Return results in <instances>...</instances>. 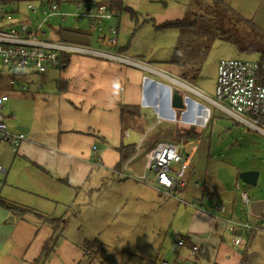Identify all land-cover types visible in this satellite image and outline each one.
Returning <instances> with one entry per match:
<instances>
[{"label":"crops","instance_id":"crops-1","mask_svg":"<svg viewBox=\"0 0 264 264\" xmlns=\"http://www.w3.org/2000/svg\"><path fill=\"white\" fill-rule=\"evenodd\" d=\"M0 1H3L6 10L12 13L15 22H29L35 26L40 16L29 11L28 3L32 2L38 7H44L50 0ZM215 1L240 16L245 22L252 23L254 17L250 19L242 13L238 14L222 0ZM78 2L120 4L124 11L117 22L119 40L114 49L123 57L148 66L172 79L182 80L185 83L196 81L181 79L178 67L170 64L179 37L178 31L155 29L158 23L155 18H152L154 14L161 13L158 5L170 8L173 3V8L180 5L179 14L183 18L171 17L159 24L183 20L192 0H63L59 3L61 12L73 11V4ZM126 11H129L133 17H141V21L137 22V27L147 26L146 30H143L145 31L144 36L148 38L146 41L143 37L131 38V40L127 35L121 34L122 15ZM66 20L62 22L58 17L50 18L47 25L49 28L47 37L54 41L67 40L75 43H90V46H95L94 38L87 36L88 25L86 23L73 21L72 27L66 28ZM255 23H252L255 29L257 26L256 30L264 36V19L257 20L256 16ZM126 34L129 35V33ZM164 50H172L171 57L167 61L163 60L166 58L160 57L159 54ZM244 55L250 56L251 54ZM161 65H167L168 70L162 69ZM53 72L60 73L56 94L62 100L63 118L56 123L51 121L46 124V121L44 125L41 123L32 125L25 121L17 129L15 128L17 131L19 127L28 130L24 132L26 141L22 143L20 152L15 153L10 168L4 167L7 169V174L0 188V264H35L54 236L57 237V241L52 256L45 264H80L85 253L89 254L86 248L92 247L95 243L87 242L84 236H80L77 240L63 237L62 234L66 233L67 226L62 230L61 227L56 228V221L77 216L82 212V207L92 204L94 199H99V188L108 182L109 177H116L118 182L124 183L127 180H133L136 182V187L151 191L153 195L140 191L135 194L134 199L139 200L143 206L149 205L148 203L152 204L153 200H156L157 202L164 201L163 205L167 209L172 207L171 201H168L171 199L177 201L178 204L187 207L189 205L191 209L193 208L192 212L187 213L185 212L187 208L177 206V210L171 214V222L167 229L170 227L171 230L181 234L184 245L179 248L184 249L185 252L177 258L173 256L166 261L163 260L161 264H186V262L212 264L221 248L224 247L236 255L235 251L238 248L233 246L230 240L223 247L221 234L227 231L228 225L239 224L243 221L236 215L235 202H233L231 192L224 187L225 182L220 180V174H218L219 178L207 174L203 180V186H200L195 180V166L192 165L191 159L189 184L185 190L174 197L165 195L164 191L157 189L154 184L144 185L129 177V173L139 175L134 173L130 167L140 157L144 158L145 152L156 144V141L151 142V137H154L153 133L160 125L164 122H181V124L187 122L186 118L178 120L177 111L172 106L170 91L176 88L180 92L179 88L158 73H149L143 68L99 57L64 54L61 66L50 70L47 74ZM45 75L39 79L43 86L42 90L34 86L33 92L20 93L19 97L32 101H36L35 98L41 96V93H43L42 97H48L51 93L44 91L46 79L43 80V78ZM144 76H147V81H144ZM161 85H166V87H161ZM26 95L30 96L22 97ZM10 103L8 108L12 113ZM127 106L136 107V109L124 112L123 108ZM156 106L164 111L172 107L176 113L172 116L175 120L164 121L163 116H159L161 112L156 109ZM135 111L138 113L135 114ZM154 117H156L155 122L151 120ZM201 118L204 120L206 117ZM201 118L196 121L197 124H202ZM129 129L134 131L135 137L132 141H127L132 135ZM149 129L153 131L149 133ZM128 145L135 146V153L129 157V160L122 162L120 148L128 147ZM94 147L97 148L96 151L93 150ZM145 161L146 158H144V165ZM129 191L123 189L121 195L123 197L132 196L131 192L125 195ZM198 193H201L202 197ZM180 195H185L187 200L200 197L198 201L201 205L189 203L180 198ZM214 196L217 200L215 202L212 201ZM195 204H198L197 208ZM219 205L225 206L226 210L223 214H219L216 210ZM254 210L257 214L261 212L260 207ZM179 212L181 213L179 218L182 221H180L181 225L176 226ZM163 214L166 217V211ZM257 216L260 217V215ZM238 233L239 237L246 234L240 229ZM254 236L249 244L254 240ZM199 244L209 249L206 256L192 255L191 248ZM100 245L102 246L101 243ZM243 252L238 251L236 255L238 258L233 261L225 258V260L220 259L218 264H240L244 260L249 262L253 254L247 256L246 251L244 256Z\"/></svg>","mask_w":264,"mask_h":264},{"label":"rangeland","instance_id":"rangeland-1","mask_svg":"<svg viewBox=\"0 0 264 264\" xmlns=\"http://www.w3.org/2000/svg\"><path fill=\"white\" fill-rule=\"evenodd\" d=\"M222 1L237 11L238 14L242 13V15L250 19L254 17L253 24L256 22V16L257 20L264 19V0ZM172 6L173 3L170 8L158 5L161 13L154 14L152 18H155L158 24L165 22L163 20L171 19V17L175 19L183 18L179 14L181 12L180 5L174 8ZM128 12L126 11L122 15L121 34L123 36L127 35L130 39L143 37L146 41L148 38L144 36L143 33L145 31L143 30L147 26H144V28L137 27V22L138 20L141 21V17H133ZM72 24L73 20L68 18L65 27L70 28ZM126 33H129V35ZM97 37V33H94V42H96ZM212 48L205 59L201 74L196 77V81L186 83L192 84L202 94L215 98L216 76L220 60H233L234 58L249 61L259 60L258 55L246 56L223 40L218 39ZM171 51H162L159 53L160 57L163 56L166 58L163 60L167 61L171 57ZM161 68L168 70L167 65H161ZM59 77V72L49 73V75L46 74L44 76L43 80L46 79L44 91L51 93L48 97H42L43 93H41V96L35 98L36 101H32L31 99L20 98V93L13 94V97L10 98L12 113L9 112L14 115L16 118L14 121L16 122H11V129H17L25 121L32 125L43 124L46 121V124L51 121L54 123L61 121L64 113L63 110L61 111L62 100L56 94ZM181 91L198 101L201 105L208 106L212 111L211 118L205 124L204 129L202 127H193L197 132H202L204 138L200 141L178 139L177 129L187 130L190 129L189 126L181 124V122H164L153 133L154 137H151V142L156 141L155 143H157L159 140H170L174 143H181L184 153L189 157L191 156L192 165L195 166V180L199 182L200 186H203V180L207 174L216 177L220 174V180L225 182L224 187L231 192L233 202H235L236 215L243 222L249 221L254 228L252 232H254L255 236L251 244L248 245L249 237L246 234L240 235L242 244L236 249V255L240 250L247 251V256L253 254L247 264H264V137L233 121L225 113L213 108L192 93H188L183 89ZM176 111L177 118L180 121L181 110ZM205 117L203 116V119ZM151 120L155 122L156 117L151 118ZM129 132L132 135L127 141H132L135 137L134 131L130 130ZM15 155L9 146L0 143V164L3 167L10 168ZM143 165L144 158L140 157L130 168L134 173L141 175ZM176 167V164L172 166L173 169H176ZM248 171L259 172V178L255 186H250L239 178L240 173ZM118 181L116 177H109L108 182L99 188V199H94L92 204L82 207V212L75 216L76 218L70 216L66 221L67 228L66 233L64 234L63 232L62 234L63 237L69 240H77L80 236H84L87 242L95 243L92 247L86 248L89 254L85 253V257L80 264H152L153 262L161 264L163 260L166 261L173 256L177 258L178 255H182L185 250L178 246V240L182 237L181 234L178 231L171 230L170 227L167 229V227L171 222V214L177 210V206L187 208L185 211L187 213L189 211L192 212L193 208L191 209L189 205L187 207L178 204L177 201L171 199L168 201H171L172 207L167 209L163 205L164 201L157 202L153 200L152 204L148 203L149 205L143 206L139 200L134 199L135 194L139 193V191L152 195L153 193L146 188L136 187V182L133 180H127L126 183ZM121 184L126 185L123 186ZM236 184H239L241 190L247 192L251 202L250 205L246 206L241 202V190H237ZM123 189L130 190L125 195L131 192L132 196L123 197L121 195ZM199 195L202 197L201 193ZM214 197L212 199L213 202L217 201L216 196ZM180 198L189 203L193 202L201 205L198 201L200 197L187 200L185 195H180ZM256 207L261 209L259 214L254 210ZM164 211H166V217H164ZM257 215H260V217ZM179 216H181L180 212L177 216L176 226L181 225L180 221L182 220ZM221 235L224 247L231 237L228 231H224ZM99 243L102 246H99ZM236 255L225 247L221 248L218 257L214 262L212 261V264H218L220 259L225 260V258L233 261L238 258ZM240 260L242 261V256Z\"/></svg>","mask_w":264,"mask_h":264},{"label":"built area","instance_id":"built-area-1","mask_svg":"<svg viewBox=\"0 0 264 264\" xmlns=\"http://www.w3.org/2000/svg\"><path fill=\"white\" fill-rule=\"evenodd\" d=\"M62 1L50 0L44 7H38L32 2L28 3L29 11L40 16L35 26L29 22H15L12 13L8 12L3 1H0V143H6L14 153L20 152L22 143L26 141V134L11 129V122L15 120L8 108L11 96L18 92L23 94L31 92L34 86L42 90L40 77L50 70L59 68L64 54L99 57L143 68L149 73H158L165 80L174 83L181 93V89L192 93L213 108L225 113L233 121L264 137V77L261 75L258 61L237 58L220 60L216 76V95L215 98H210L182 80L172 79L120 55L114 48L119 40L117 22L120 20L121 12L114 4L78 2L73 4V11L61 12L59 3ZM52 17H58L62 22L69 18L76 23H86L87 36L94 38V33L98 35L95 46L67 40L54 41L47 37L48 20ZM143 79L148 80L147 76ZM182 95L184 109L181 110L180 119L189 117L190 120L206 114L205 124H207L212 113L210 108L201 105L185 93ZM156 109L161 112L159 116L162 115L164 121H169L173 115H176L172 107L167 111L159 106H156ZM186 126L199 127L193 123ZM152 131L153 129L148 130L149 133ZM180 144L159 140L144 154L146 161L143 173L141 175L129 173V177L144 185L154 184L169 197L182 192L189 184L191 157L184 153ZM93 150L96 151L97 148L94 147ZM175 164L177 167L173 169L172 166ZM6 174L7 169L0 165V188L4 184ZM236 188L241 190L239 184H236ZM240 199L244 205H249L247 192L241 190ZM195 207L197 208L198 204H195ZM216 210L219 214H223L226 209L224 205H219ZM239 229L250 235L254 228L249 221L228 226L230 242L236 248L242 244L238 236ZM178 245L183 246L184 240H178ZM191 250L192 255L199 257L206 256L209 251L205 245L200 244L193 245Z\"/></svg>","mask_w":264,"mask_h":264},{"label":"trees","instance_id":"trees-1","mask_svg":"<svg viewBox=\"0 0 264 264\" xmlns=\"http://www.w3.org/2000/svg\"><path fill=\"white\" fill-rule=\"evenodd\" d=\"M114 6L121 13L124 11L120 4H114ZM156 28L159 30L174 29L179 33L174 48L175 53L170 64L178 67L181 79L187 81L196 80V77L199 76L204 66V60L218 39L230 43L240 53L258 55L261 75L264 77V36L255 29L252 23L245 22L234 12L232 13L230 10L225 9L218 1L192 0L183 20L156 24ZM131 109H136V107L127 106L123 108L124 112ZM137 113L135 111V114ZM135 114L132 113L134 116ZM177 130L178 139L200 141L204 138L202 132H197L193 127L187 130H183L182 128H178ZM120 151L122 162H125L135 153V146H122ZM66 221L58 219L56 221V228L61 226V230L64 229L67 226ZM252 233V235H249L248 245L254 236V232ZM57 234L59 235V233ZM56 241L57 237L54 236L35 264H45L49 260L52 256ZM243 255H246V251L243 252ZM246 262L248 260H244L240 264H246Z\"/></svg>","mask_w":264,"mask_h":264},{"label":"water","instance_id":"water-1","mask_svg":"<svg viewBox=\"0 0 264 264\" xmlns=\"http://www.w3.org/2000/svg\"><path fill=\"white\" fill-rule=\"evenodd\" d=\"M161 87H164V85H161ZM170 95L172 97V106L175 110H182L184 109V103H183V95L176 89L173 88L170 91ZM153 114V111H151ZM18 131L22 132H28L27 129L19 127ZM239 178L245 182L246 184L250 186H255L257 184L258 178H259V172L257 171H250V172H242L239 174ZM186 264H195L191 262H186Z\"/></svg>","mask_w":264,"mask_h":264},{"label":"bare ground","instance_id":"bare-ground-1","mask_svg":"<svg viewBox=\"0 0 264 264\" xmlns=\"http://www.w3.org/2000/svg\"><path fill=\"white\" fill-rule=\"evenodd\" d=\"M198 114H199V113H197V116H198ZM205 116H206V118H205L204 120H202V118H201L202 116L195 117L194 119H190V120H189V117H186L187 122L185 121L184 124H185V125H190V123H193V124H195L196 126H202V127H204V126H205V122H206V120H207V115L205 114ZM199 118H201V120H202V121H201L202 124H197V123H196V121L199 120ZM171 119H172V117H171ZM182 119H185V117H183ZM173 120H175V117L173 118ZM182 123H183V122H182Z\"/></svg>","mask_w":264,"mask_h":264}]
</instances>
